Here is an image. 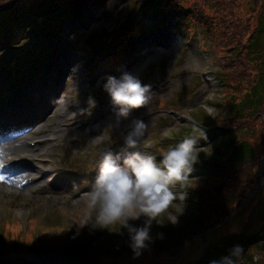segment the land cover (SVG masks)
<instances>
[{"label":"rangeland","instance_id":"374dc122","mask_svg":"<svg viewBox=\"0 0 264 264\" xmlns=\"http://www.w3.org/2000/svg\"><path fill=\"white\" fill-rule=\"evenodd\" d=\"M213 1L174 0L176 5L182 4L184 7L189 8V15L192 19L186 18L188 22L184 24V19L181 20L177 15L169 17L170 15L167 14L162 16L166 26L159 29L155 28L159 23L155 15L136 14L144 10L142 8L143 1L140 2L139 0H101L103 5L98 6L97 3L91 6L90 14L80 22L87 27L81 31L74 32V28H68L69 23H63L60 27V30H63L61 39L57 42L54 41L49 51L45 50L46 54L40 56L36 61V64L40 66V78L35 84L40 85L41 82L49 79L48 83L53 82V88L58 91L57 96L54 98L48 93L46 94L44 99L46 104L43 107L37 106L39 114L36 112L31 113L40 117L35 131L25 134L24 138L20 140L21 142H27L41 140L45 137L48 141L33 148H27L23 144L7 149V151L9 153L12 151L19 156L25 155L28 159L38 158L42 160L44 157L48 158L50 159L51 168L57 169L59 172L68 169L70 174H78L83 180H89L91 185L96 175V165L100 156L109 149L113 152L125 150L123 138L130 130L133 121L143 120L148 125L145 138L139 145V149L149 152L155 143L152 135L166 132L167 127L165 124L170 115L174 120L171 133H180L182 137L188 133V130L185 129L189 123L186 116L187 112L191 114L196 125L199 122L198 128H192V131L195 132H198V129L205 130L208 127L207 113L212 117L221 112L225 116V119L218 120L221 127L227 129L225 121L231 120L234 127L245 132V135L238 134L239 140L245 137L249 138L259 156L253 161L251 176H249L247 170H243V183L239 184L240 187H236V189L246 188L244 185L245 179H249L250 184L247 190L242 195L235 197V201L230 203L222 213L230 216L231 219L222 223V221L228 219V216H226L219 221L221 226L215 228L212 242L221 240L225 235L234 232L243 237L241 246L245 250L244 254L249 253V255L253 254L255 256L261 248L256 244L260 236H256L254 233L259 232L264 235V228L258 222L261 208L264 206V180L261 178L264 176V102L260 105L259 110L251 112L252 117H250V114H246L239 117L241 120L234 118L233 108L230 109L227 106L228 104L223 102V99L228 96L227 93H230L234 95L235 103H238L239 97L252 85L256 76L255 58L245 53L244 46L241 52L234 49L231 54L234 63L232 78L227 79V83L229 86L231 83V87H223V90L219 91L215 90V83L204 80L201 84L202 77L204 78L207 75L206 73L213 70L202 66L200 53L195 48L193 41L188 42L189 44L184 43V40L187 39L185 25L190 26V29H194V26L202 21L205 13L212 15V8H220V4L218 2L212 3ZM223 10L227 14L225 15L227 22H223V24L227 25V33L232 36V40L224 45L219 42L218 37L222 34V21L220 19H217L213 24L212 32L205 34V38L199 40L207 46L209 57L212 60L214 54L219 52L218 49L221 50V53H228L233 46L246 44L245 42L255 28L257 20L264 19V0H229L227 8L224 6ZM231 12H234L235 17L243 24L244 29L242 31H234L229 24ZM93 13H95L94 18L91 17ZM132 16L135 21L132 22V27H130L127 26V21ZM76 20L72 18L69 22L75 23ZM24 25L26 28L27 24L24 23ZM125 27L130 29L131 34L136 33L138 29L144 30V33L137 37V47H142L145 40L158 41L160 45L142 52L140 50L137 56H134L132 50L126 52L127 46L116 48L113 39L109 40V36L116 38L118 32L124 31ZM14 32L18 36H16L17 39H12L16 40L14 43L20 46L24 43L29 45L21 47L20 50H15L13 56L8 55L1 59L10 60L14 58L22 63L24 54L19 52L35 51L37 47L34 43L39 42L40 38H37L39 35L34 33L27 36V31L18 32L15 26ZM92 34L94 38L98 36L97 43H91L93 41L90 38ZM259 37L261 49L256 50H260L261 53L258 56L257 64H264V33L259 34ZM262 40L263 47H261ZM87 42H90V44L87 45ZM197 47L200 52L206 51L203 45L198 44ZM116 54L121 56L122 62L119 65L125 64L132 57L136 58L123 72L130 71L138 75L140 79L147 67L156 65L162 70L161 73L153 72L150 74V79L155 78V82L149 84L152 90L150 102L144 108L133 111L127 119H118L115 113L105 115V117L100 116L104 110L103 103L107 102L111 105L107 94L102 89V85L109 75H120L109 71V75L106 78L103 77L105 75V63L109 65V59L112 61ZM59 57H67L70 60L65 65L63 73L54 74L51 79V74L54 72L48 71L47 67ZM74 66L78 70L72 72ZM61 67L63 68V65ZM260 67L259 65L258 68ZM28 71L25 66L22 67L20 72L23 74H21L18 81H10L0 73V87H3L1 88L3 93L0 92V101L4 103L1 108L12 109L11 106L16 101H28L38 96L36 92H32L33 90L24 89L29 86L34 87L32 83L28 84L27 78V81L25 80ZM155 75L163 76L157 78ZM22 82H26V84L24 85ZM192 82L197 85L192 89L195 91L194 93H190L185 89L189 83L191 87ZM256 83L259 87H264V69L261 78L257 79ZM176 94L181 102L172 106L171 100ZM89 97H93L96 101V107L90 115L83 111L87 108ZM215 101L220 102V107H215ZM208 102L212 103L211 106ZM224 105L226 107L222 108L221 106ZM173 109H176L173 112L175 114H172ZM2 116H6V113L0 114V117ZM9 119H12L11 113L1 121ZM181 127L184 128L179 130ZM212 127H215V125H212ZM221 141H226V139L223 138ZM217 145L215 147L206 146L205 151L209 156L213 155V158L222 159L219 154L223 152H221V147ZM213 150L214 154L212 153ZM67 159H75L77 163L71 164L72 167L68 168L66 165L68 164ZM222 164V168H225L224 162ZM218 172L220 173V170ZM26 177L30 179L35 175L28 172ZM205 177L206 175L202 180L199 176L191 175L190 179L197 180V182L202 180L203 182ZM74 182L71 181V183ZM64 183L65 179L61 187L57 184L48 185L39 177L35 183H30L27 186L14 185L12 189H9L0 185V248L2 240H5L7 235L14 237L17 234V231L13 232L11 228L8 229L7 221L19 220L26 226V219L35 218L34 224L39 223L41 225L43 246L47 248H50L51 245L50 238L55 242L54 238L59 240L63 235V225L69 229L71 241L74 242L75 220L81 218L83 214L87 222L90 225L92 224L95 211L86 205L84 199L79 200V197L75 199L74 192L65 189ZM204 184L207 185V183ZM259 188L261 189L256 196L251 199L253 193ZM75 191L77 190L75 189ZM227 192L229 196L233 193V188L229 187ZM250 194H252L251 197L239 207V202L244 201L242 198L245 197L246 199ZM187 216L186 214L185 217ZM190 216L193 215L190 214ZM35 232L36 229L33 230V236ZM197 237H194L190 244L185 247L183 255L169 258L168 260L171 259L169 264H180L183 259L189 258L191 251H198L199 239ZM24 239L28 242L31 241L28 234ZM98 240L107 241L103 238V233H99ZM39 246L43 247L41 244ZM19 262L26 263L22 260H19Z\"/></svg>","mask_w":264,"mask_h":264},{"label":"clouds","instance_id":"9594fccd","mask_svg":"<svg viewBox=\"0 0 264 264\" xmlns=\"http://www.w3.org/2000/svg\"><path fill=\"white\" fill-rule=\"evenodd\" d=\"M77 70L74 66L71 71ZM102 89L118 119H127L152 99L151 86L130 71L119 76L109 75ZM95 107V99L89 97L83 111L90 115ZM147 127L143 120L132 122L123 138L125 150L109 149L100 156L94 180L83 194L86 205L95 211L92 231L118 226L127 237L133 259L143 255L154 243V225L178 224L189 190L197 187L190 177L199 163L198 138L207 139L206 131L198 129V137L184 138L158 161L154 154L139 149ZM156 239H163V233L158 232ZM244 251L243 246L235 244L226 255L210 264H242ZM260 259L254 256V264H260Z\"/></svg>","mask_w":264,"mask_h":264},{"label":"trees","instance_id":"16d2710c","mask_svg":"<svg viewBox=\"0 0 264 264\" xmlns=\"http://www.w3.org/2000/svg\"><path fill=\"white\" fill-rule=\"evenodd\" d=\"M6 0H0L1 3H4ZM75 0H15L10 5L11 7L4 6V8L0 11V21L7 20L12 25L15 26L18 32H22L24 29V23L30 25H35L36 27H40L44 24L45 19L47 25L53 24L55 21V15L61 14V12H66L67 14L72 13L73 6ZM86 1V0H85ZM83 2L84 7L87 6L88 2ZM93 1V0H91ZM153 1H171L174 0H153ZM218 2L220 4V8H212L211 13L214 17H217L222 21L221 26V37L230 42L232 40V36L227 33V25L223 24V22H227L226 12L223 10L224 6L227 8L229 0H214L212 3ZM160 7V6H159ZM159 9V8H158ZM32 16V17H31ZM207 16H209L207 14ZM260 16V15H259ZM45 17V18H44ZM35 21V22H34ZM229 24L232 26L234 31H242L244 29L243 24L239 19L235 17L234 12L230 13ZM30 28L27 30L29 31ZM121 34V32H119ZM264 33V19H258L256 22V26L253 29L250 37L246 40L245 45H237V50L241 52L242 47L244 46L245 53H248L252 57L255 58V80H253L252 85L248 87L243 95L239 97V103L235 105L243 106V110L251 107L259 108L260 105L264 102V87H259L256 83V80L261 78L262 70L264 69V64H257V59L261 51L256 49L260 48V37L259 34ZM7 34L4 30L0 31V41L2 37H6ZM262 39V38H261ZM259 43V44H258ZM9 47V46H8ZM263 47V40L262 45ZM7 48V47H6ZM12 47H10L11 49ZM14 48V47H13ZM234 47H232V52L234 51ZM232 57V55H231ZM259 65L261 66L260 68ZM5 73L8 75H14L18 72V67L16 65H9L4 68ZM233 142V140H231ZM239 143L232 146L229 141L222 145V152L224 154V163L226 165L225 168H222L220 173L213 171L211 174V178L204 179L201 184L197 185V190H193L192 198L189 203V199L187 200L186 207L189 205V209L187 208V217H184L186 222L184 232L178 234L176 230L168 228V229H158L163 233V239L160 240V244L162 248L159 250L162 251H170L171 244L176 241L178 246L182 245V243L191 238V234L198 232L197 226H201L203 222H207L208 224H213L215 220L213 217L209 218V216L213 213L218 217V221L223 220L226 214H222L227 206L235 201V197L242 195L248 188L250 184L249 179H245L244 185L246 188H239V184L243 183L242 172L243 170H247L249 176H251V167L253 161L259 156V153L255 151L254 147L249 143H242L238 139ZM261 147V146H260ZM222 160V159H219ZM204 183H207L205 185ZM231 187L233 188V193L228 196L227 189ZM243 197L242 199H244ZM225 200V201H224ZM241 202V201H240ZM239 202V204H240ZM192 211L194 213H192ZM193 215L192 217L190 216ZM258 222L264 228V206L261 208L260 216L258 218ZM204 228H201L199 232H202ZM256 236H262V233L255 232ZM183 238V239H182ZM159 240H155L157 243ZM220 240L215 243V249L219 250L215 253L209 251L206 258H220L228 253L229 249L235 244H241L243 242V237L241 235L230 233L225 235L222 238V242L220 245ZM262 243L264 245V236L262 238ZM175 244V243H174ZM152 248L156 246L155 243L150 244ZM176 246V244H175ZM176 248V247H172ZM110 249L108 248H100L96 250V255H101L104 253L109 254ZM157 251V250H156ZM205 258V259H206ZM246 264H254L253 261L247 260Z\"/></svg>","mask_w":264,"mask_h":264},{"label":"snow or ice","instance_id":"6c2138e0","mask_svg":"<svg viewBox=\"0 0 264 264\" xmlns=\"http://www.w3.org/2000/svg\"><path fill=\"white\" fill-rule=\"evenodd\" d=\"M0 167H4L3 165H0Z\"/></svg>","mask_w":264,"mask_h":264},{"label":"bare ground","instance_id":"6f19581e","mask_svg":"<svg viewBox=\"0 0 264 264\" xmlns=\"http://www.w3.org/2000/svg\"><path fill=\"white\" fill-rule=\"evenodd\" d=\"M10 140V139H9ZM70 264H73V263H71V262H69Z\"/></svg>","mask_w":264,"mask_h":264}]
</instances>
